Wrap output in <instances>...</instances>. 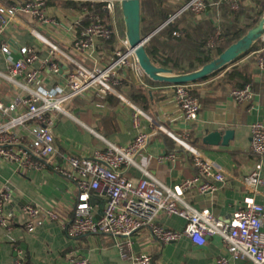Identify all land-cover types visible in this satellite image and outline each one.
<instances>
[{
	"label": "crops",
	"instance_id": "0c3cea01",
	"mask_svg": "<svg viewBox=\"0 0 264 264\" xmlns=\"http://www.w3.org/2000/svg\"><path fill=\"white\" fill-rule=\"evenodd\" d=\"M15 1L0 0V4H12ZM120 7L118 4L113 15L105 11L101 4L93 8L115 31L112 42L110 40L95 47L96 59L75 46V37L87 24L82 17L80 4L68 0H48L47 15L55 17L58 23L44 25L28 13L19 14L6 25L0 35V46L8 43L12 48L9 55L4 54L0 48V72L7 73L11 61L24 58L20 48L32 46L39 59L28 63V69L41 70L38 87L46 90L66 82L72 63L58 53L52 54L50 47L31 33L32 27L87 66H93L95 61L106 63L116 49L124 48L121 40L125 39L126 33ZM46 59L60 64L61 72L54 74L42 68ZM255 59L256 54L249 53L214 77L191 85L201 103L199 117L195 121L184 118L174 97V84L152 80L137 65L127 67L121 72L123 96L141 107L162 128L145 117L141 118L140 126H136L132 108L120 97L109 94L106 98H100L89 93L72 100L67 106V113L55 114L53 133L58 149L57 157L60 159L63 154H70L87 159L106 142L118 146L131 143L144 129L150 134L149 146L137 157V165L124 169L134 182L147 178L148 172L162 185L176 191L190 206L197 210L210 209L215 216L225 220H233L250 199L264 206V183L254 193L242 182L256 160L250 152L251 125L256 121L264 122V71L256 67ZM234 67L238 69L236 75L240 79L235 76L236 79L233 78L231 82L226 78ZM246 77L251 81L254 98L249 102H236L230 94L231 90L237 88V82ZM19 79L25 83L23 77ZM19 93L22 92L0 74V100L11 104ZM131 95L141 101L142 105L135 102ZM22 109L10 114L15 115ZM7 118L0 115V119ZM228 129L234 131L228 145L204 143L207 133L216 130L225 132ZM169 132L187 133L195 147L223 167L225 180H212L218 187L216 191L200 193L196 187L180 190L181 182L195 177L198 169L192 154L177 143ZM15 133L23 143L32 141L28 128H17ZM169 153L175 154V160L161 158ZM262 177L264 180V162ZM3 186L12 192V200L6 203L5 210H13L14 218L11 229L0 226V264H17L20 258H25L30 264H72L74 258L86 259L88 264H135L120 257L115 238L111 235L91 233L78 238L67 236L61 223L74 218L79 190L74 181L52 167L44 170L21 169L16 164L0 159V187ZM89 193V203L97 219L103 213L106 198L100 191L90 190ZM27 204L54 210L59 214V220L46 221L29 231L25 228ZM156 222L168 229L182 231L187 220L179 215L169 216L161 212ZM133 251L149 254L152 264H217L221 256L228 258V264H257L249 257L233 258L228 244L219 234L208 236L203 245L195 244L188 236L161 244L148 228H141L133 236Z\"/></svg>",
	"mask_w": 264,
	"mask_h": 264
},
{
	"label": "built area",
	"instance_id": "2783aa9c",
	"mask_svg": "<svg viewBox=\"0 0 264 264\" xmlns=\"http://www.w3.org/2000/svg\"><path fill=\"white\" fill-rule=\"evenodd\" d=\"M48 0H16L12 4H0V35L6 25L21 13L32 15L42 24L58 23L56 18L48 16L46 12ZM82 6V17L87 24L75 37V46L87 52L88 56L96 59L95 47L110 41L115 34L100 14L93 11L96 4L113 15L117 5L122 0H68ZM197 10L203 9L202 0H192ZM121 8V7H120ZM121 15L122 8H121ZM31 33L41 42L50 47V52L58 53L69 60L73 67L68 72L64 84H58L51 89L41 90L38 87L40 71L28 69V63L38 60L34 47L20 48L24 58L11 61L7 73H1L20 92L11 104L0 100V115L8 116L0 119V159L16 164L21 169L44 170L52 167L66 178L74 181L79 190L74 209V218L61 225L70 238L99 233L111 235L115 238L120 257L135 264H152L149 254H137L133 251V236L141 228H148L154 238L161 244L178 241L182 236H188L195 244L203 245L208 236L219 234L228 244L233 258H252L257 264H264V206L250 199L247 206L238 211L233 220H225L213 214L210 209L197 210L184 201L174 190L162 185L148 172L147 178L134 182L124 169L137 165V157L144 153L150 142V134L142 129L137 137L125 146H118L111 142L101 148H96L92 155L83 159L70 154L57 157L58 149L55 143L53 128L55 114L67 113L68 104L77 97H84L93 93L100 98L113 94L125 100L132 108V118L136 126H140L141 118H148L156 126L160 124L147 115L141 107L125 99L121 91L123 69L139 66L137 57L130 47L128 39L121 40V46L114 51L113 57L106 63L95 61L93 66H87L72 58L65 50L44 36L37 28L32 27ZM126 33V29H125ZM1 51L9 55L11 46L3 43ZM256 54L255 65L264 71V46L253 52ZM140 67V66H139ZM59 74L62 70L56 61L46 59L43 67ZM25 79V83L20 81ZM175 100L184 118L195 121L199 117L201 103L189 90V84L173 85ZM231 96L236 102H249L254 98L251 83L231 90ZM15 114L11 112L18 111ZM17 128H28L32 141L23 143L16 135ZM169 134L186 151L193 156L198 174L187 178L179 185L180 190L196 187L198 192H214L218 189L213 181H224L225 170L215 161L208 158L200 149L188 139V134ZM256 157L249 174L243 179L254 193L263 185L262 169L264 162V122L256 121L251 125V149ZM175 160V154L169 153L161 157ZM90 190L104 193L105 207L99 218H94L92 206L89 203ZM12 200V192L6 187H0V226L7 229L13 227L14 212L6 211L5 205ZM27 221L25 228L29 231L49 220H59V214L51 209L35 204L25 206ZM166 212L169 216L179 215L187 220L182 231L168 229L156 222L157 216ZM21 253V251L19 252ZM72 264H88L86 259L74 258ZM229 260L221 256L217 264H228ZM17 264H30L25 258L17 260Z\"/></svg>",
	"mask_w": 264,
	"mask_h": 264
},
{
	"label": "trees",
	"instance_id": "16d2710c",
	"mask_svg": "<svg viewBox=\"0 0 264 264\" xmlns=\"http://www.w3.org/2000/svg\"><path fill=\"white\" fill-rule=\"evenodd\" d=\"M190 1L192 0H141L142 37L151 34ZM202 2L203 12H196L194 5L187 7L145 43L146 52L156 66L170 69L176 74L195 71L217 58L230 45L243 37L264 15V0H250V2L247 0H202ZM218 33L219 37L216 38ZM212 38L214 44L210 45L209 41ZM263 46L264 38L259 39L249 51L231 63L205 78L187 83L190 86V92L197 97L198 93L191 87L193 83L214 77ZM237 71L238 69L234 67L233 72L228 73L226 80L232 82L233 78L240 79L236 75ZM250 82V79L246 77L236 85L243 87ZM131 98L142 105V102L133 95Z\"/></svg>",
	"mask_w": 264,
	"mask_h": 264
},
{
	"label": "water",
	"instance_id": "95a60500",
	"mask_svg": "<svg viewBox=\"0 0 264 264\" xmlns=\"http://www.w3.org/2000/svg\"><path fill=\"white\" fill-rule=\"evenodd\" d=\"M190 6V3L185 5L176 14L172 15L166 22H164L155 31L146 37L141 35V0H122L121 8L123 19L125 22L126 37L130 47L133 49L139 66L147 74L149 78L158 82H165L169 84L191 83L219 70L225 65L234 61L240 55L249 51L252 46L264 37V15L260 21L252 27L243 37L230 45L217 58L202 66L201 68L185 73L176 74L172 70L156 66L145 49V43L162 27L172 21L182 11ZM234 136V131L228 129L225 132L221 130L211 131L204 136V143L217 145H228L230 139Z\"/></svg>",
	"mask_w": 264,
	"mask_h": 264
},
{
	"label": "rangeland",
	"instance_id": "374dc122",
	"mask_svg": "<svg viewBox=\"0 0 264 264\" xmlns=\"http://www.w3.org/2000/svg\"><path fill=\"white\" fill-rule=\"evenodd\" d=\"M203 9H204V5H203ZM203 9H202V10H197V9H195V11L198 12V13H201V12L204 11ZM217 37H219V33L216 35V38H217ZM209 44H210V45H213V44H214V39H213V38L209 41Z\"/></svg>",
	"mask_w": 264,
	"mask_h": 264
}]
</instances>
